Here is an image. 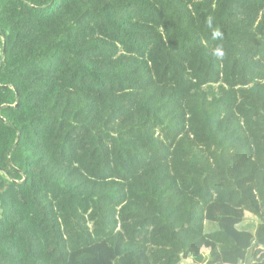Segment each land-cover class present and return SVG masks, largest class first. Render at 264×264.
Listing matches in <instances>:
<instances>
[{"label": "trees", "instance_id": "16d2710c", "mask_svg": "<svg viewBox=\"0 0 264 264\" xmlns=\"http://www.w3.org/2000/svg\"><path fill=\"white\" fill-rule=\"evenodd\" d=\"M188 259L264 264V0H0V264Z\"/></svg>", "mask_w": 264, "mask_h": 264}, {"label": "water", "instance_id": "95a60500", "mask_svg": "<svg viewBox=\"0 0 264 264\" xmlns=\"http://www.w3.org/2000/svg\"><path fill=\"white\" fill-rule=\"evenodd\" d=\"M5 51V50H4ZM183 264H199V263H196L195 261L191 260V259H188V260H183L182 262Z\"/></svg>", "mask_w": 264, "mask_h": 264}, {"label": "rangeland", "instance_id": "374dc122", "mask_svg": "<svg viewBox=\"0 0 264 264\" xmlns=\"http://www.w3.org/2000/svg\"><path fill=\"white\" fill-rule=\"evenodd\" d=\"M248 216L251 217V214H248V213H247V217H248Z\"/></svg>", "mask_w": 264, "mask_h": 264}]
</instances>
